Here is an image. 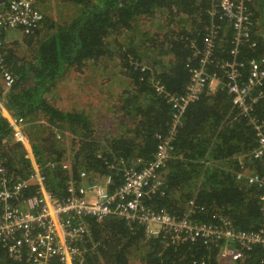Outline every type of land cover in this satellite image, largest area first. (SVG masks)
I'll return each mask as SVG.
<instances>
[{"label": "trees", "instance_id": "trees-1", "mask_svg": "<svg viewBox=\"0 0 264 264\" xmlns=\"http://www.w3.org/2000/svg\"><path fill=\"white\" fill-rule=\"evenodd\" d=\"M53 1L55 5L37 0L43 18L31 32L16 28L3 34L4 62L15 78L3 103L11 116L27 124L30 145L15 140L13 125L0 111V162L11 174L28 179L36 161L46 187L62 196L68 179L81 170L106 174L112 166L140 168L150 161L172 114L156 85L171 94L183 93L190 70L200 64L196 53L209 36L213 60L207 69L221 74L216 63L233 57L235 28L221 7L226 0ZM244 3L249 23L247 36L239 37L237 54L244 63L242 78L246 62L264 55L255 4ZM65 8L70 9L68 16ZM144 19L157 30L152 37L146 38L148 31L140 29ZM10 32L18 36L10 39ZM71 71L76 74L73 84H85L75 90L76 100L82 98L70 103L75 110L54 105L60 99V82L68 83ZM258 90H264V83ZM1 91L0 82V97ZM106 108L120 115L117 126L125 129L107 133L99 127L102 118L100 122H107ZM41 117L48 126L38 122ZM253 118L264 123V98L243 114L225 87L204 90L186 107L171 141V157L162 168L165 192L152 197L154 208L181 214L195 199L205 207L195 217L209 221L210 214L219 212L236 228L258 229L261 189L236 177L239 160L250 170H260L249 156L257 144ZM36 186L29 184L24 193L32 194ZM87 222L83 264H128L133 257L142 264H264L261 244L244 248L242 258L226 263L217 258V247L201 239L165 245L161 235L147 237L142 226L117 216ZM0 264L28 263L10 258L0 244Z\"/></svg>", "mask_w": 264, "mask_h": 264}, {"label": "built area", "instance_id": "built-area-1", "mask_svg": "<svg viewBox=\"0 0 264 264\" xmlns=\"http://www.w3.org/2000/svg\"><path fill=\"white\" fill-rule=\"evenodd\" d=\"M221 7L235 28L234 48L230 51L233 57L216 63L221 74L209 72L207 67L213 60L210 58L213 40L209 36L203 49L196 53L200 64L190 70V81L183 93L171 94L164 85H156L157 92L171 106V121L168 132L160 136L152 159L142 167L112 166L108 169L113 171L105 175L81 170L75 178L68 179L65 195L59 196L46 187L41 166L36 161H32L28 179L11 174L0 162V244L10 258L28 264H83L84 241L89 235L87 220L102 221L109 216L142 226L147 237L161 235L165 245L201 239L205 244L217 247V258L226 263L242 258L244 248L254 244L264 246V123L255 118L252 120L257 144L249 156L257 162L260 170H250L239 160L241 170L236 177L261 189L258 199L262 223L258 229L245 231L236 228L226 215L219 212L210 214L209 221L195 217V213L205 208L196 204L195 199L185 204L181 214L155 209L150 202L152 197L165 192L162 168L171 157V141L181 125L186 107L204 90L213 91L220 85L225 87L233 104L243 114L264 98V90H258L264 83V55L246 62L245 78L240 70L244 63L237 59L238 45L242 42L239 37L247 36L246 23H249L244 0H226ZM40 10L37 0L0 1V82L4 94L15 78L4 62L3 34L16 28L23 33L31 32L43 18ZM213 82L217 84L213 85ZM0 109H4L1 101ZM9 122L13 125L15 140L27 146L23 119L10 115ZM114 177H119L120 182L115 183ZM32 183L37 185L35 191L25 194L24 189ZM82 242L83 246H80Z\"/></svg>", "mask_w": 264, "mask_h": 264}, {"label": "rangeland", "instance_id": "rangeland-1", "mask_svg": "<svg viewBox=\"0 0 264 264\" xmlns=\"http://www.w3.org/2000/svg\"><path fill=\"white\" fill-rule=\"evenodd\" d=\"M49 1V3L51 2V5H55V3H54V1L53 0H48ZM251 1V3H253V4H255V10L258 12V16H257V25H259V29H260V33L261 34H264V6H263V4H261L260 5V3L261 2H263L264 0H250ZM55 8V7H54ZM69 12H70V9H67V8H65L64 9V13L68 16V14H69ZM53 16H56L57 17V14L54 12V14H53ZM151 23H152V21L151 20H146V19H144V23L143 24H141L140 25V29H142V30H146V31H148L145 35H146V38L147 37H152V33L156 30V29H154L153 27H151ZM157 31V30H156ZM11 33V32H10ZM11 35H13V36H10V37H8V38H10V39H14V38H16V35H15V32L14 33H11ZM18 36V35H17ZM9 45H10V43H9ZM23 49H25L24 47H23ZM111 70H113V69H111ZM88 74V72L86 73V75ZM75 77H76V74L74 73V72H70L69 74H68V83L67 82H64V81H61L60 82V86H59V90L61 91V93L60 94H58V96H59V100H57V101H55L54 99V105L56 104V103H59V104H61L63 107L65 106V107H73L74 106V108H73V110H75L76 108H75V105H70V103L71 104H73L72 103V101H74L75 100V102H77V101H80L82 98H81V96H79V97H77L78 99L76 100V91L75 90H77V88H78V86L80 85V84H83L84 82H82V83H79V84H76V83H74L73 84V81H74V79H75ZM95 82V80H93L92 81V84ZM118 84V83H117ZM217 83L216 82H213V85H216ZM122 85V87L121 88H123L124 87V84H121ZM213 85H211V88L213 89ZM120 88V89H121ZM207 90H209L208 88H207ZM209 91H212V90H209ZM3 97H4V91H3V89H2V91H1V97H0V101H1V103L3 102ZM75 102H74V104H75ZM3 106H4V103H3ZM111 106V105H110ZM109 106V107H110ZM62 107V108H63ZM102 108V107H101ZM4 109H6L5 107H4ZM67 109V108H66ZM103 109V108H102ZM108 108H106V112H107V116H106V118H104L105 120H107V122H98V125H99V127L101 128V129H103L104 131H106L107 133H113V132H115V131H117V132H119V131H121V129H125V127H124V125L121 127V129H120V126H117L118 125V123H117V121H116V119L120 116V115H118V116H116V115H114L111 111H108L107 110ZM1 111V113L4 111L5 112V110H3V109H1L0 110ZM6 112H8L9 113V111H7V109H6ZM3 115V114H2ZM4 116V115H3ZM6 119H8L9 120V116H4ZM38 120V122H42V123H45L46 121H44V119L41 117L40 119H37ZM91 121L93 122L94 120H92L91 119ZM95 123V122H94ZM46 126H48V124H47V122H46V124H45ZM25 133H26V129H25ZM29 144H30V142H29ZM240 158V157H239ZM242 162V161H241ZM128 264H142L141 263V261L138 259V258H131V259H129V262H128Z\"/></svg>", "mask_w": 264, "mask_h": 264}, {"label": "crops", "instance_id": "crops-1", "mask_svg": "<svg viewBox=\"0 0 264 264\" xmlns=\"http://www.w3.org/2000/svg\"><path fill=\"white\" fill-rule=\"evenodd\" d=\"M83 86L85 87V84H83ZM3 103V102H2ZM3 110H5V112L3 111L2 112V114L4 115V116H10V114L8 113V112H6V109H3Z\"/></svg>", "mask_w": 264, "mask_h": 264}, {"label": "flooded vegetation", "instance_id": "flooded-vegetation-1", "mask_svg": "<svg viewBox=\"0 0 264 264\" xmlns=\"http://www.w3.org/2000/svg\"><path fill=\"white\" fill-rule=\"evenodd\" d=\"M24 125H25V127L27 126V124H25V123H24Z\"/></svg>", "mask_w": 264, "mask_h": 264}, {"label": "clouds", "instance_id": "clouds-1", "mask_svg": "<svg viewBox=\"0 0 264 264\" xmlns=\"http://www.w3.org/2000/svg\"><path fill=\"white\" fill-rule=\"evenodd\" d=\"M100 175H103V174H101V173H99ZM105 175V174H104Z\"/></svg>", "mask_w": 264, "mask_h": 264}]
</instances>
